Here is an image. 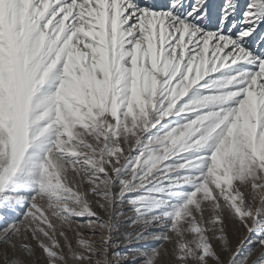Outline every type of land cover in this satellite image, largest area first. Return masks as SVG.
Masks as SVG:
<instances>
[{"label":"snow or ice","instance_id":"snow-or-ice-1","mask_svg":"<svg viewBox=\"0 0 264 264\" xmlns=\"http://www.w3.org/2000/svg\"><path fill=\"white\" fill-rule=\"evenodd\" d=\"M129 260L264 264V0H0V264Z\"/></svg>","mask_w":264,"mask_h":264},{"label":"rangeland","instance_id":"rangeland-1","mask_svg":"<svg viewBox=\"0 0 264 264\" xmlns=\"http://www.w3.org/2000/svg\"><path fill=\"white\" fill-rule=\"evenodd\" d=\"M133 195H137V194H133ZM139 203L141 205V211L145 215L149 214L157 206V201L154 198L153 190L146 187L143 193V198L139 200ZM128 210L129 209L127 207L124 209L125 212H128ZM115 219H116V223L113 225L112 240L110 242V246L108 249L109 255L116 252L122 253L124 251L137 249L140 245H137L135 241H133V243L131 244L120 243L119 247H116L117 240L120 241L123 240V234L127 231V225L129 223L130 218L125 216V217H115ZM148 243L154 245L155 243H158V241H150ZM124 264H136V262L133 260H129L124 262Z\"/></svg>","mask_w":264,"mask_h":264}]
</instances>
